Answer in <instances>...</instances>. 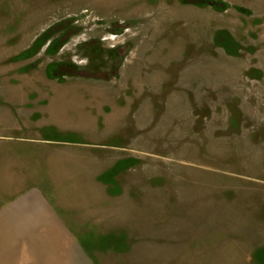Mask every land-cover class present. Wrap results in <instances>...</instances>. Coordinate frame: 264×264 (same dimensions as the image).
Listing matches in <instances>:
<instances>
[{"label":"rangeland","instance_id":"rangeland-1","mask_svg":"<svg viewBox=\"0 0 264 264\" xmlns=\"http://www.w3.org/2000/svg\"><path fill=\"white\" fill-rule=\"evenodd\" d=\"M17 154L0 202L45 189L62 264H264V0H0Z\"/></svg>","mask_w":264,"mask_h":264},{"label":"crops","instance_id":"crops-1","mask_svg":"<svg viewBox=\"0 0 264 264\" xmlns=\"http://www.w3.org/2000/svg\"><path fill=\"white\" fill-rule=\"evenodd\" d=\"M2 140L12 141L13 139ZM14 140L17 143L31 141L41 145L38 140L24 138ZM33 159L17 154L16 157L0 160L17 166L18 171L11 168L16 173H6L7 176L28 178L24 169L26 167L29 169V166L34 163ZM24 186L16 190L15 196H8L0 202V264H62L60 243L62 241L77 242V238L72 236L70 228H67L66 217L61 216L55 209L56 207L60 210L61 207L45 196V189L42 192L38 187ZM78 251L79 247L76 243H71L67 247L68 264H78L79 255H82L81 258L85 263H89L87 257L79 254Z\"/></svg>","mask_w":264,"mask_h":264}]
</instances>
